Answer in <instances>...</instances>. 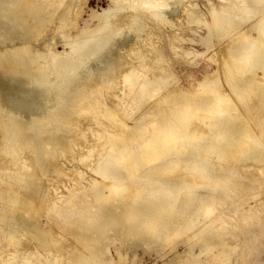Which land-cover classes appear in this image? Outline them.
<instances>
[{
  "label": "bare ground",
  "instance_id": "bare-ground-1",
  "mask_svg": "<svg viewBox=\"0 0 264 264\" xmlns=\"http://www.w3.org/2000/svg\"><path fill=\"white\" fill-rule=\"evenodd\" d=\"M110 1L82 27L88 0H0V264H65L66 253L70 264H114L100 258L110 241L164 246L196 234L192 256L229 264L236 235L216 212L264 172V0L209 6L212 22L190 17L185 29L207 27L196 32L202 44L220 48L210 59L217 70L189 89L178 86L167 48L149 41L185 0ZM48 30L63 32V52ZM105 87L109 96L98 95ZM89 133L101 144H82L81 165L96 158L86 168L96 178L83 184L74 162L55 160ZM53 172L72 186L43 182ZM259 215L252 206L244 220Z\"/></svg>",
  "mask_w": 264,
  "mask_h": 264
},
{
  "label": "rangeland",
  "instance_id": "rangeland-1",
  "mask_svg": "<svg viewBox=\"0 0 264 264\" xmlns=\"http://www.w3.org/2000/svg\"><path fill=\"white\" fill-rule=\"evenodd\" d=\"M181 1L183 2L184 0H181ZM186 1H187V3H188V1L191 3L192 0L191 1L185 0L184 4L180 2L182 5H180V7H179V11L177 13L178 16L176 15L177 17L175 19H173L172 16L167 15V16H165L164 19L159 20L160 22L162 21L161 25L159 24L160 23L159 21L157 22V24H159L158 26L160 27L159 30H162V31H160V32L158 31L157 32L158 34H156L154 37L150 38V40H149L150 45L152 44V46H153L152 49L158 50V49L164 48V47L167 48L168 57L170 58L171 67L173 68V75L177 76L176 78H178L177 79L178 80V86L183 88V89L191 88L201 78H203L204 75L212 74L213 72H215L217 70V65H216V63L212 62V61H214V59H212V58L217 59L218 54L215 55V53H217L218 49L220 48L218 46L217 39L213 41L212 47L210 48L211 50L206 49V45L202 44L203 42L201 41V39H199V37H198L199 33L198 32H200V34H202L204 36L207 35V33L209 32V30H206L207 27H204L201 25H200L201 27L199 25H196L197 27L193 26L191 29V30H193V32H195V34H193V33H191L192 32L191 30L187 31V29H185L186 27H184V25L189 26V24H192V22L190 23V17L193 21V20H195L194 18H196L195 15H197L198 17L202 16V15H200V12H201V14L204 13L203 17L208 22H212V18H211L212 16L210 17V14L208 12L209 6L210 7L214 6V8L217 11H221L222 10L221 8L224 5L223 3H226L227 1L230 2V0H225V1H222V0H193L192 1L193 8H196V11H194V9H192V3L191 4L188 3L189 4L188 5L186 3ZM185 5H186V7H188L186 9L190 11V14L191 15L194 14L193 16H191L189 14V11L187 12L184 10ZM110 6H111L110 0H88L87 4L85 5L84 9L82 10V14H81V23L82 24H81V26L85 27V24H83L84 21H86L88 24H95V23L97 24L98 21H92V18L90 16V14L92 13V10H97L100 12L101 9H103V8L108 9ZM181 6H183V7L181 8ZM181 11H183L182 14L184 12H187V13L183 14L184 15L183 16L181 14ZM196 13H198V14H196ZM180 20L182 22H179ZM166 23H169V25L170 24L176 25V28L178 27V30L176 31L177 33L174 31L171 34H168V29L170 27H173V25H171L169 27L167 26L168 27L167 28L165 25ZM198 27H200V28H198ZM196 28L200 29V30H197ZM58 32H60V33H58ZM58 32L57 31H49L48 34L51 38L54 39L53 40L54 42L53 41L52 42H53V45L56 46L57 50L59 52H63L66 48V47H64L65 46L64 43L66 40L62 38L61 34L63 32L62 31H58ZM126 32H129V31H126ZM68 35L71 38H73V36H74V34H72L71 32H68ZM172 35L178 36V39H175L174 43L170 40V38H172ZM180 37L183 39V41L185 40V42H183ZM44 38H46V36ZM189 39L190 40L192 39V40L190 41ZM193 39H194V41H193ZM151 40H152V42H151ZM159 44H160V46H159ZM174 45L177 48L176 50L171 48ZM148 46H149V44H148ZM128 47L131 48L130 45H124V51H123L124 53H129V52H127L129 49ZM125 48H126V50H125ZM68 49H67V51H68ZM206 50H209V51L206 52ZM138 51L135 50L134 53L137 54ZM183 51H185V52L189 51V52H187V54H184ZM199 53L200 54L202 53L204 55L201 54V56H199L200 55ZM175 54H177L178 56ZM195 55H196V57H195ZM193 58H194V60H193ZM185 59H187V60H185ZM208 59H209V61H208ZM210 59L212 61H210ZM195 61H197V63ZM107 94H109L107 88L105 90L103 88V91L98 92V95H100V96H107L108 97L109 95H107ZM136 109L140 110L138 107H136ZM134 113H136V110H134L133 114ZM86 122L87 121L85 119H82V124H84V125H82L80 127V129L83 126H84L83 129H85ZM90 133L85 138L87 140H85L83 137H78V139L74 138L72 144L74 146H76V148L73 145H71L66 150L59 152L58 156L55 160L56 164L58 162H65V161L68 162L69 159L72 163L74 162L73 164L76 165L80 169L81 172L85 173V179H84L85 181L82 180V182H81L83 184H84V182L86 183V181H87L86 178H88V177L96 178L95 176L92 175V173L90 171H88L86 169L88 162L90 161L92 163V161H94L96 158L95 157H93V159L91 158L92 161H91V159H88V161L86 163L82 162V165H81V162H79L78 159L81 158V155H84L87 153L86 150L82 149L84 147L82 144H84L85 146H87V144H89V143H91L90 145H93V144L98 145L99 143L101 144V141L96 137H93L94 138L93 139L91 137ZM80 138H82V139H80ZM79 141L82 143H80ZM83 141L85 143H83ZM72 151L74 153H72ZM59 154H61V155L64 154V155H62L63 158L61 155L59 156ZM79 154H80V156H79ZM74 159H75V161H74ZM60 160H62V161H60ZM66 171L69 172L70 169H68V170L66 169ZM62 175L63 174H61V173L59 174V173H55V172L49 173V176L47 174L48 177H46L47 179L44 178L43 182H45L46 184L48 183L49 186H51V185L59 186V187L61 186L60 191L65 192V186H72V184L69 180L70 178H68V177L65 178L66 176L62 177ZM258 177L261 179V182H262L261 184L258 183V185L252 186L249 191H246L245 194L242 195V197H236V198L231 199L232 207L230 209H228V210L222 209L220 211L217 210V212H216L217 214H219L220 212H223V213H221L223 218L221 219L220 222H222L223 226L228 227L225 230L226 231L225 233H231V234L235 233V235H236L235 238H229L228 239V243L231 246V248L228 249V252H227V254H228L227 256L231 258V261L229 264H264V172L258 173ZM67 183H69V184H67ZM199 189L200 188H198L196 191H198ZM252 206L256 210H259L260 215L258 216V218H251L250 220L245 221L244 220V212L247 211ZM237 209L238 210L240 209V211L236 212L235 210H237ZM48 217L49 216L46 212H42V216L40 219L43 222H45V220ZM51 222H52V219H50V223ZM107 233L109 236H112V237L115 236L114 230H109ZM57 235L58 236L60 235L59 239L63 243H67L66 242L67 240L71 241V239H72L68 232L62 231L60 229L58 230ZM197 235L198 234H196V237H194L193 239H189V237L188 238L179 237L178 239H172L169 242L165 243L164 246L159 245V242L152 243L151 245L146 244V243H144L145 238H143L141 240L132 239V240H127V241L113 240V241H110L108 243L107 252L104 253L102 256H100V258L103 261L104 260H111L114 264H204L203 261L209 260V258H210L209 257L210 255H208L206 252L201 254L200 258L194 257L191 255L192 251L194 253H196V255H198L201 252L200 245L195 244L196 239H197ZM190 244H191V246H190ZM30 246L33 247L32 245H30ZM5 255L6 254H3V256H5ZM66 255H67V257L64 258L65 260H63V261H66L65 264H70L69 263L70 254L66 253ZM62 264H64V263L62 262Z\"/></svg>",
  "mask_w": 264,
  "mask_h": 264
}]
</instances>
